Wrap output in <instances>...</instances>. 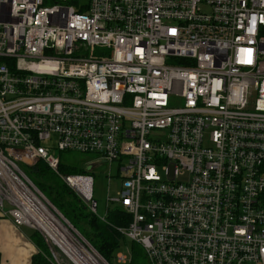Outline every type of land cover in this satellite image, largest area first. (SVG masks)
Listing matches in <instances>:
<instances>
[{
	"label": "built area",
	"instance_id": "2783aa9c",
	"mask_svg": "<svg viewBox=\"0 0 264 264\" xmlns=\"http://www.w3.org/2000/svg\"><path fill=\"white\" fill-rule=\"evenodd\" d=\"M72 151L122 179L104 216ZM39 161L101 220L121 207L150 264H264V0H0V211L77 264Z\"/></svg>",
	"mask_w": 264,
	"mask_h": 264
},
{
	"label": "rangeland",
	"instance_id": "374dc122",
	"mask_svg": "<svg viewBox=\"0 0 264 264\" xmlns=\"http://www.w3.org/2000/svg\"><path fill=\"white\" fill-rule=\"evenodd\" d=\"M56 144H57V136L56 135H53L52 139L50 141L46 142V145H48L50 147H55ZM60 155H61L63 162L70 163L71 165H73L74 167H76L78 169H85L86 172H88L89 174H91L94 177V181H95V183H94V197L98 201V214H99V216H102V215L104 216L105 212H106V204H107L108 195L112 196V197L116 196L117 191L120 188V185L122 183V179L119 176L115 175L112 177V180L109 181L108 172H109L110 168H109V165L107 163H102L99 166H96L95 169H93L91 171H87L89 162L100 161V159L94 154H85V153L72 151V152H60ZM22 168L25 170V172L28 174V176L32 179V181L39 187V189L47 196L49 201L54 206H56V208H58V210L61 212V214L76 229L75 235L77 236V238H79V240H81L82 243H85V245L86 244L89 246L91 245L94 249H96L92 245V243L90 242V240H91L90 237L95 238V236L92 234H88L89 232H91V229L88 226V224L77 223L76 219L73 218V221H74V223H76V226L78 228L75 227V225L73 223H71V221L64 215V213L61 211V209L56 205L57 201L55 200V197H56L55 191L58 189V186H60V181H59L60 178L58 176H56L54 174H50V173L48 174V176H46L45 174L37 175L33 171L35 168L34 165H32V166L22 165ZM112 173H114V170ZM75 197L78 199V197L76 195H75ZM75 197L73 196V197H70L68 199L69 200H72V199L75 200ZM78 201L80 202V205H82L84 207V209L87 213H91L95 218L99 219L102 222H105V221L101 220L98 216L93 214L88 209V207H86L84 204H82V201H80L79 199H78ZM116 205L117 204L111 203L110 204V210L112 211L116 207ZM68 215L71 216L70 214H68ZM117 226H119V225H117ZM34 231H37V230H34ZM71 231H73V230H71ZM116 231H117V229H116ZM118 233H120V232H118ZM44 239H45L46 246H47L46 251H48L45 254L46 255L45 257L47 258V256H48L47 261H48V263L52 264L50 261L51 252H52L51 248L52 247H50V245H49V243L45 237H44ZM132 245H133L132 240H130V239L123 240L122 239L120 242V248L117 250V253H116L112 263L113 264H150L148 258H146L147 260H145V261H143L144 259L143 260L138 259V257L136 256V254L132 250ZM137 245L140 248H143L140 244H137ZM53 248H54V250H56V252L59 253V257L61 259L67 260L65 255L60 252V249L57 246L56 247L54 246ZM119 253H123V254H126L128 256V261L126 263H119L117 261V254H119ZM131 257L133 258L132 261H130ZM42 264H45V263H42Z\"/></svg>",
	"mask_w": 264,
	"mask_h": 264
},
{
	"label": "trees",
	"instance_id": "16d2710c",
	"mask_svg": "<svg viewBox=\"0 0 264 264\" xmlns=\"http://www.w3.org/2000/svg\"><path fill=\"white\" fill-rule=\"evenodd\" d=\"M34 166L35 168L33 171L37 175L45 174L46 176H48L49 173L54 174V172L43 161L37 162ZM61 170L63 172L75 173L86 172L85 169H78L74 166L66 165H62ZM59 181L60 186H58V189L55 191V200L57 201L56 205L61 209L64 215L71 221V223L75 225V227L77 226L76 223H74L73 218L76 219L77 223L88 224L91 229V232H89L88 234H92L95 236V238L90 237V242L105 259H107L109 262H112L117 253V250L120 248L121 240L127 239L125 236L121 235L116 231L115 226L127 225L129 222V216L123 213L121 207H115L112 211H110L109 215L107 216V221L102 222L99 219L95 218L91 213H87L84 207L80 205V202L78 201L79 198L77 199L75 197L76 194L61 179H59ZM73 196L75 197V200L68 199ZM82 204L84 203L82 202ZM68 214H70L71 216H69ZM31 239L40 249V252L33 257V264L48 263V256L47 258L45 257V254L48 251H46L47 246L44 237L40 234V232L33 231ZM137 244L138 243L133 242V252L136 254L138 259H144L143 261L147 260L145 251L143 250V248H140Z\"/></svg>",
	"mask_w": 264,
	"mask_h": 264
},
{
	"label": "crops",
	"instance_id": "0c3cea01",
	"mask_svg": "<svg viewBox=\"0 0 264 264\" xmlns=\"http://www.w3.org/2000/svg\"><path fill=\"white\" fill-rule=\"evenodd\" d=\"M33 231L17 226L0 211V264H33V257L40 252L31 239Z\"/></svg>",
	"mask_w": 264,
	"mask_h": 264
},
{
	"label": "bare ground",
	"instance_id": "6f19581e",
	"mask_svg": "<svg viewBox=\"0 0 264 264\" xmlns=\"http://www.w3.org/2000/svg\"><path fill=\"white\" fill-rule=\"evenodd\" d=\"M48 231L55 244L77 264H88L89 260L93 259L92 252L88 251L86 246L77 242L70 229L62 224L58 218L57 220L54 219V225H51Z\"/></svg>",
	"mask_w": 264,
	"mask_h": 264
},
{
	"label": "water",
	"instance_id": "95a60500",
	"mask_svg": "<svg viewBox=\"0 0 264 264\" xmlns=\"http://www.w3.org/2000/svg\"><path fill=\"white\" fill-rule=\"evenodd\" d=\"M88 169H89V166H88Z\"/></svg>",
	"mask_w": 264,
	"mask_h": 264
}]
</instances>
